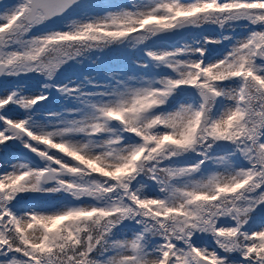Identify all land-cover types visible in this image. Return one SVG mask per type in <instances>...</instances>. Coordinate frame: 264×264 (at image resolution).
<instances>
[{
  "label": "rangeland",
  "instance_id": "1",
  "mask_svg": "<svg viewBox=\"0 0 264 264\" xmlns=\"http://www.w3.org/2000/svg\"><path fill=\"white\" fill-rule=\"evenodd\" d=\"M23 6V0L0 6L1 38L24 14ZM234 8L253 14L236 15ZM182 18L201 22L172 42L135 39L147 26H170ZM43 23L30 27L39 26L27 33L23 46L2 41L0 51V63L8 65L0 80V121L23 133L25 147L14 153L0 146V191L12 198L29 195L7 209L24 240L42 250L49 230L65 226L72 232L75 221L125 207L74 198L71 192L81 185L68 171L79 164L121 181L126 177L131 198L156 215L167 232L142 251V227L125 218L115 227L108 252L92 264H166L169 249V264H195L197 256L214 264H255L264 250V216H245L264 197V171L255 177L250 164L256 147L264 149V126L256 132L249 128L246 113L255 109L256 118L264 104V0L83 1L63 18ZM102 33L113 38L110 48L68 56L58 62L63 68L53 78L44 76L50 65L41 67L40 58L52 42L101 41ZM247 83L256 85L250 93L256 106L244 95ZM208 99L214 110L205 124L215 137L205 167L202 151L195 155L193 149L184 158L180 151L195 145ZM3 126L0 122V142L8 133ZM29 150L42 155L30 160ZM143 162L171 178L162 180V187L154 177L140 176ZM46 170L54 173L51 184L42 181ZM231 195L235 203L226 205L218 220L213 217L206 229L199 225L200 212H219V197ZM232 207L244 218L240 226ZM177 220L186 229L181 242ZM12 261L0 256V264Z\"/></svg>",
  "mask_w": 264,
  "mask_h": 264
},
{
  "label": "trees",
  "instance_id": "2",
  "mask_svg": "<svg viewBox=\"0 0 264 264\" xmlns=\"http://www.w3.org/2000/svg\"><path fill=\"white\" fill-rule=\"evenodd\" d=\"M243 9L250 15L253 14V10H248L245 8ZM245 11L234 8L236 15L245 13ZM196 16L198 18L200 17L199 14ZM193 24L194 26H198L196 22H193ZM158 28L147 27L145 35L149 37V34ZM21 35L22 33L18 34L15 38L18 42V46H23V40L20 38ZM127 41L131 45L134 44L133 39H128ZM50 47H53V45L51 44ZM55 48L56 47H53L51 51L43 53L42 57L40 58V61L42 62L40 64L41 67L44 68L47 67V65H50V70L47 72L49 74L45 73V77L53 78L57 68L60 70L63 68L58 65V62H66L64 59H62V56L60 55L61 52L57 51V48ZM26 62L29 61L27 59L23 60L21 61V64H25ZM17 74H19V72H17ZM253 87L254 86L247 84L245 88L246 92L252 93ZM245 96L249 100L251 99L250 105H252L254 99L247 93ZM210 106L211 100L208 99L203 110V120L204 118L205 120H202L200 124L194 145L195 151L198 149L203 150V152H205L208 157L209 151L213 147V137H215V133L211 131L208 126L206 127L205 124L207 115H209V113L214 110ZM247 117L253 119L251 115H247ZM0 122L4 125L3 127L6 129V131H8L7 137L0 142V146H2L5 151L14 153L24 150L21 148L23 147L21 146V140L24 138L23 134L19 131H11L10 125L2 121ZM217 142L218 141H216L215 144ZM219 142L222 143L221 140ZM163 147L166 148L169 147V145H163ZM187 149L188 148H186V150ZM48 153L51 152L48 151ZM254 154L256 155V161L259 164L261 163L264 165V149L257 146ZM38 155L42 154L34 150H29L28 157L31 160H37ZM180 157H183L182 151H180ZM253 161L256 162L254 159ZM155 167V164L149 166L146 162H143L142 166L140 165V167L137 169V173L140 176H145L146 174L147 178L154 177L156 183H159L163 187L164 185L162 184V180L163 182H166L171 178V176H168L166 172L158 170ZM68 173L77 174V181L81 185L80 189H76V191L71 192L74 197H89L100 202H123L125 207L109 215L100 214V216H86L81 221H75L72 232L69 231L65 226H61L57 230H49L47 232V245L41 250L31 246L24 240L22 234L14 226V223L7 213V209L10 205L29 198V195L22 196L19 194H14L12 198L6 196L4 192L0 191V256L3 255L4 251H7L10 257L13 258L12 264H15L14 262H17L18 264H24V260L26 262L25 264H92L96 259L103 257L108 252L112 233L115 227H117L119 223L125 218H135L136 221L140 223L145 229L144 236L140 243L142 251H145V249L150 245L151 242L155 240V238L164 235L165 226L162 225L160 219L157 218L156 215L148 213L140 203H137L131 198V185L126 177L122 178V180L127 182L125 185L124 181H121L120 179L95 173L85 165L79 164L76 171H68ZM261 173L262 171L257 170L255 175L258 176ZM68 190H71V187H69ZM120 194H123L126 199L130 200V204L125 203L121 199ZM178 218L184 219V216L178 215ZM179 223L181 229L185 228V226H182L181 221H179ZM169 259L170 253L168 259L166 260V264H169ZM255 259L256 264H264V250L259 252Z\"/></svg>",
  "mask_w": 264,
  "mask_h": 264
},
{
  "label": "water",
  "instance_id": "3",
  "mask_svg": "<svg viewBox=\"0 0 264 264\" xmlns=\"http://www.w3.org/2000/svg\"><path fill=\"white\" fill-rule=\"evenodd\" d=\"M3 1L4 0H0V4ZM80 1H96V0H29V5H28L29 10L26 14L25 20L26 22L30 23L33 20L36 12L40 11L43 20L47 22H53L57 18L64 15L67 11H69L73 6L78 4ZM99 1H102V0H99ZM191 26L192 24L189 20H183L172 26L164 27L154 32L151 35V38L155 41L172 42L177 37L188 32ZM210 46H211V50L215 51V48L212 45ZM5 69H6V66L3 64H0V79ZM190 150H192V148ZM42 179L44 183L51 184L53 182L52 171H45L42 174ZM253 212L260 214L261 216L264 215V199L255 206V208L253 209ZM182 235H183V232H182ZM196 264H214V263L210 262L207 259L200 257L197 259Z\"/></svg>",
  "mask_w": 264,
  "mask_h": 264
},
{
  "label": "flooded vegetation",
  "instance_id": "4",
  "mask_svg": "<svg viewBox=\"0 0 264 264\" xmlns=\"http://www.w3.org/2000/svg\"><path fill=\"white\" fill-rule=\"evenodd\" d=\"M23 2H25L27 4V0H25V1L23 0ZM40 23H41V14L39 12L36 14V17L34 18V22L31 25L25 23L24 16H19L16 19V21H14V23L11 25L14 28V30L13 31H7L6 37L10 36L9 34L12 33V32L15 34L16 31H20L19 27L32 26L34 24H40ZM84 44H87V47L84 48L85 51L90 50V49L95 50V49H97L98 47L101 46V44L99 42H95V41L87 42V40H85L84 43H80V44H78L77 41H74V42L71 41L66 46H64L62 48V50L65 52L64 53L65 55H68V54H70V55H80L82 50H83L82 45H84ZM257 117H259V116L257 115ZM260 122H261L260 120H258V121L254 120L253 121L255 126H259ZM218 209H219V211H225V205L219 206Z\"/></svg>",
  "mask_w": 264,
  "mask_h": 264
},
{
  "label": "bare ground",
  "instance_id": "5",
  "mask_svg": "<svg viewBox=\"0 0 264 264\" xmlns=\"http://www.w3.org/2000/svg\"><path fill=\"white\" fill-rule=\"evenodd\" d=\"M243 43H245V39L242 41ZM179 47L180 45L179 44H176L175 45V47ZM217 71L219 72L220 71V69H217ZM233 88V85H231V86H228V88H227V90H228V92H231V89ZM129 149L131 148V146L130 147H128ZM229 179H230V176H228L227 178H226V181H229ZM26 236H27V238H28V235L27 234H25Z\"/></svg>",
  "mask_w": 264,
  "mask_h": 264
}]
</instances>
